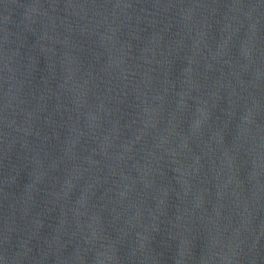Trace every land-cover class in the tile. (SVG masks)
Returning a JSON list of instances; mask_svg holds the SVG:
<instances>
[{
	"label": "water",
	"instance_id": "obj_1",
	"mask_svg": "<svg viewBox=\"0 0 264 264\" xmlns=\"http://www.w3.org/2000/svg\"><path fill=\"white\" fill-rule=\"evenodd\" d=\"M0 264H264V0H0Z\"/></svg>",
	"mask_w": 264,
	"mask_h": 264
}]
</instances>
